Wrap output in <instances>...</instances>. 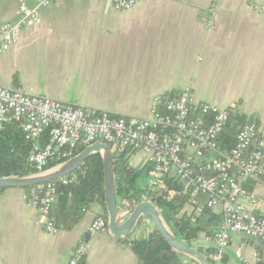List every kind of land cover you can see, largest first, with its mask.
<instances>
[{
  "label": "crops",
  "instance_id": "crops-1",
  "mask_svg": "<svg viewBox=\"0 0 264 264\" xmlns=\"http://www.w3.org/2000/svg\"><path fill=\"white\" fill-rule=\"evenodd\" d=\"M38 2L0 0V29L17 19L21 4ZM263 6L264 0H140L131 11L116 12L105 0H54L0 55V78L9 89L127 119H149L157 97L188 89L195 103L254 121L264 150ZM124 159L134 170H149L140 153ZM137 184L148 189L147 173ZM244 190L257 199L255 214L264 215V179H248ZM25 195L8 188L0 196V264H66L80 242L88 248L79 264H137L125 240L153 228L141 219L127 239L108 229L90 235L100 208L90 205L74 222L68 198L62 210L54 202L57 233L48 234ZM211 210L221 221V208ZM204 237L195 246L213 252ZM221 264H264V246L232 234Z\"/></svg>",
  "mask_w": 264,
  "mask_h": 264
},
{
  "label": "built area",
  "instance_id": "built-area-1",
  "mask_svg": "<svg viewBox=\"0 0 264 264\" xmlns=\"http://www.w3.org/2000/svg\"><path fill=\"white\" fill-rule=\"evenodd\" d=\"M54 0H39L33 8L21 4L17 19L0 29V55L18 41L21 34L40 20V11ZM116 12L131 11L140 0H105ZM264 14V6L258 9ZM229 112L214 104L195 103L188 89L173 96L157 97L149 119L116 118L106 112L64 106L56 100L32 96L6 88L0 78V129L11 120L21 123L25 140L47 134L43 145L35 144L27 157L36 173L49 163L73 158L78 146L106 144L115 156L140 153L149 166L148 190L172 196L164 181L174 178L183 185L189 210L221 208L218 230L204 241L214 248L212 264H221L232 234L258 239L264 246V215H256L257 199L244 190L248 179H264V150L257 124L249 120L238 130L234 147L223 152L219 137ZM77 182L69 174L57 181L38 184L25 195L26 205L38 215L44 232L56 234L52 206L58 186ZM202 198V200L200 199ZM122 205V201H120ZM124 211H128L122 205ZM123 211V212H124ZM121 212V216L123 214ZM107 230V220L97 216L89 225L90 235ZM88 244L80 242L66 264H79ZM238 254V252H236Z\"/></svg>",
  "mask_w": 264,
  "mask_h": 264
},
{
  "label": "trees",
  "instance_id": "trees-1",
  "mask_svg": "<svg viewBox=\"0 0 264 264\" xmlns=\"http://www.w3.org/2000/svg\"><path fill=\"white\" fill-rule=\"evenodd\" d=\"M175 93L166 94L163 97L173 96ZM247 121L244 116H240L232 111L229 112L228 122L219 137V147L223 152L230 151L234 145L238 129ZM48 140L47 134L34 140H25L21 129V123L11 120L6 121L0 129V178L25 177L36 173V170L28 163L27 157L35 144L43 146ZM85 147L78 146L73 157L83 151ZM57 163H49L45 169L55 166ZM146 172L134 170L129 167L124 156H115V193L118 199L127 200L128 205L142 200L143 195L161 211V216L172 232V234L186 245L195 248L210 259L214 253L210 249L198 248L195 242L201 234L211 236L219 228V218L209 208H204L198 215L193 210L186 212L187 196L182 184L174 178L164 181L165 187L173 192L172 196L165 193L151 192L147 188L142 190L137 184V179ZM77 177V182L68 186L57 187L56 200L60 209L64 208L67 199L74 202L75 219L80 216L83 209H88L90 205H96L101 210V216L106 219L103 193V169L99 155L90 156L85 163L72 173ZM26 194L30 188H24ZM3 189H0V196ZM100 216V215H99ZM52 217L56 227V217L52 212ZM129 249L135 256L137 264H194L179 253L173 251L162 239L154 228L145 231L139 237H132L125 240Z\"/></svg>",
  "mask_w": 264,
  "mask_h": 264
},
{
  "label": "water",
  "instance_id": "water-1",
  "mask_svg": "<svg viewBox=\"0 0 264 264\" xmlns=\"http://www.w3.org/2000/svg\"><path fill=\"white\" fill-rule=\"evenodd\" d=\"M92 155H99L101 159L107 229L112 235L127 239L136 224L141 219H146L173 251L191 260L194 264H210L198 250L186 245L172 234L161 216V211L151 201L142 199L132 205L131 210L124 211L121 216V213L118 212V197L115 193V156L106 144H92L73 158L41 173H34L25 177L0 178V189H24L57 181L75 172ZM121 201L123 206L129 207L127 200L121 199Z\"/></svg>",
  "mask_w": 264,
  "mask_h": 264
},
{
  "label": "rangeland",
  "instance_id": "rangeland-1",
  "mask_svg": "<svg viewBox=\"0 0 264 264\" xmlns=\"http://www.w3.org/2000/svg\"><path fill=\"white\" fill-rule=\"evenodd\" d=\"M140 181V180H139ZM139 181H138V184H139ZM143 182H144V177H143ZM140 185V184H139Z\"/></svg>",
  "mask_w": 264,
  "mask_h": 264
}]
</instances>
